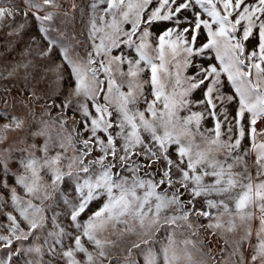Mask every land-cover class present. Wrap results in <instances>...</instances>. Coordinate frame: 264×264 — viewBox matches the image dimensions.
I'll return each mask as SVG.
<instances>
[{"label": "snow or ice", "instance_id": "1", "mask_svg": "<svg viewBox=\"0 0 264 264\" xmlns=\"http://www.w3.org/2000/svg\"><path fill=\"white\" fill-rule=\"evenodd\" d=\"M0 264H264V0H0Z\"/></svg>", "mask_w": 264, "mask_h": 264}, {"label": "rangeland", "instance_id": "2", "mask_svg": "<svg viewBox=\"0 0 264 264\" xmlns=\"http://www.w3.org/2000/svg\"><path fill=\"white\" fill-rule=\"evenodd\" d=\"M221 246H222V244H221ZM217 255H218V253H217Z\"/></svg>", "mask_w": 264, "mask_h": 264}]
</instances>
